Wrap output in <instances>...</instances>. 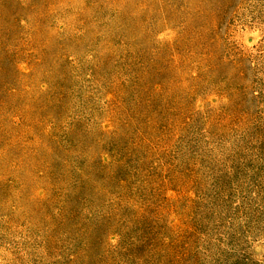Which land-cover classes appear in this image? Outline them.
<instances>
[{
	"label": "rangeland",
	"instance_id": "374dc122",
	"mask_svg": "<svg viewBox=\"0 0 264 264\" xmlns=\"http://www.w3.org/2000/svg\"><path fill=\"white\" fill-rule=\"evenodd\" d=\"M0 264H264V0H0Z\"/></svg>",
	"mask_w": 264,
	"mask_h": 264
}]
</instances>
